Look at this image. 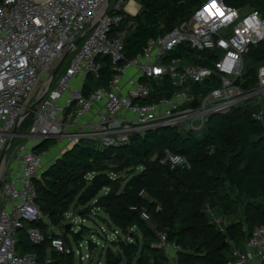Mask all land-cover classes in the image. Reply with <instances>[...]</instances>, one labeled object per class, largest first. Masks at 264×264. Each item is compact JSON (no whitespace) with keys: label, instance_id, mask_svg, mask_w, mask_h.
Instances as JSON below:
<instances>
[{"label":"built area","instance_id":"obj_1","mask_svg":"<svg viewBox=\"0 0 264 264\" xmlns=\"http://www.w3.org/2000/svg\"><path fill=\"white\" fill-rule=\"evenodd\" d=\"M129 1L0 0V157L6 149L0 185V264H55L48 251L40 259L36 252L17 250L23 227L30 241L44 238L28 221L50 223L36 202L33 182L43 168V152L34 149L42 140L65 138L69 145L85 141L107 147L166 126L201 136L210 115L245 102L264 126V63L257 67L255 86L245 87L241 79L244 54L264 39V19L255 9L202 0L188 18L149 37L140 51L127 57L124 38L131 23L119 26L127 14L139 10L136 2L135 10H129ZM67 56L68 64L52 77L51 62L63 63ZM105 56L111 72L105 84H96ZM42 71L48 72L45 79ZM205 80L215 84L208 87ZM36 84L40 87L33 93ZM27 110L32 117L24 130L20 125ZM161 161L171 168L190 166L184 154L167 149ZM140 215L149 220L145 210ZM100 232L109 241L104 226ZM111 232L110 242L120 236L117 228ZM166 235L160 232L154 245L179 264L180 247ZM89 239L98 244L88 238L87 248ZM49 240V251H73L61 233ZM83 240L76 242L79 248ZM230 252L226 264H264V224L256 226L242 245L232 244ZM79 253L81 260L90 257Z\"/></svg>","mask_w":264,"mask_h":264},{"label":"trees","instance_id":"obj_2","mask_svg":"<svg viewBox=\"0 0 264 264\" xmlns=\"http://www.w3.org/2000/svg\"><path fill=\"white\" fill-rule=\"evenodd\" d=\"M136 14H127L119 28L126 26L124 51L133 56L149 37L164 34L188 18L202 0H135ZM235 7L249 6L264 19V0H225ZM96 84H105L111 72L107 56ZM249 60V62H247ZM206 63V62H205ZM264 63V39L252 44L244 54L243 86L257 83V67ZM210 87V80H205ZM254 107L241 103L225 113H214L206 121L204 133L180 132L166 126L133 134L120 145L97 147L90 142L74 143L63 149L40 174L34 177L36 202L47 216L28 221L44 235L39 243L30 241L25 228L19 229L17 250L47 253L49 237L57 226L66 244L83 239L87 226L66 228L67 214L83 219L99 217L120 236L107 245L105 264H166L164 250L154 245L158 234L177 243L179 264H226L231 245H242L253 229L264 224V126L252 116ZM32 112L20 126L27 127ZM56 140L39 142L42 153ZM184 154L190 166L171 168L161 159L164 152ZM124 173V174H123ZM232 188V191L230 190ZM143 190L144 194H141ZM230 215L220 227L207 209ZM241 208V217L235 212ZM149 220L141 218V211ZM129 235L123 239L121 235ZM95 243L89 239V248ZM53 257L58 255L52 251ZM60 261L73 264V251L59 254Z\"/></svg>","mask_w":264,"mask_h":264},{"label":"rangeland","instance_id":"obj_3","mask_svg":"<svg viewBox=\"0 0 264 264\" xmlns=\"http://www.w3.org/2000/svg\"><path fill=\"white\" fill-rule=\"evenodd\" d=\"M70 56H67L65 58V60L63 61V63L61 64L59 71H61L63 69V67L68 64ZM247 62H249V60H247ZM58 63V60H53L51 62V66H53V68L56 67ZM48 76V72L42 71L41 72V78L45 79ZM40 87L39 84H36L33 93L37 92L38 88ZM124 116H130L129 114L124 113ZM21 129H26V127L21 126ZM65 138H59V139H55V143H52L50 147L47 148L46 151L43 152L42 155V160H44V158H49L51 157V155H53L55 158L57 155L60 154V151H57L55 149L59 148L58 146L64 141ZM18 140V138H15V142ZM97 147H100L99 145H97ZM101 148V147H100ZM124 174V173H123ZM207 212L209 213V215L211 217H214L215 219H219L220 223L224 224V217L223 214L217 210V209H207ZM235 217H241V208H238V211L235 212ZM67 218L68 221L70 222V224L72 225V229L74 231H77L80 228V224H83L85 226L88 227V229L83 231V245L81 246V248L78 247L77 243L72 240L71 238V247L73 250V264H98V262H100V264H103V262H105V256H104V250L106 248L107 245H110L114 250H117V247L114 245H111L110 242V237H111V228L107 225L106 222H104L102 219H100L99 217H94V219L89 218V219H85L83 222L81 221V217L78 216L77 214H75V212H70L67 214ZM104 226L106 228V235H108L109 237V241L105 239V236L103 234H101L100 232V227ZM88 238H92L95 241H98V244L95 245L94 249H89L87 248V243L85 242L86 239ZM79 250L81 251V254L83 256H85L87 253L90 254V257H84L82 260L80 259V253Z\"/></svg>","mask_w":264,"mask_h":264},{"label":"crops","instance_id":"obj_4","mask_svg":"<svg viewBox=\"0 0 264 264\" xmlns=\"http://www.w3.org/2000/svg\"><path fill=\"white\" fill-rule=\"evenodd\" d=\"M130 1H132V0H130ZM129 1V2H130ZM133 1H135V0H133ZM138 5H139V3L137 2V1H135ZM139 7H140V5H139ZM55 143V142H54ZM69 146V144H68V142H67V140L66 139H64V141L58 146L59 148H57V149H55V150H57V151H60V153L62 152V150L63 149H65V148H67ZM7 156H8V154H6ZM54 156L53 155H51V157H49L48 159L47 158H44V160H42V163H43V167L46 165V164H49V162L50 161H52L54 158H53ZM223 217H224V224L223 223H221L222 224V226H225V224L229 221V220H231L230 219V215H223ZM53 230L56 232V233H60V231H63L61 228H59V227H57V226H53ZM47 251L52 255V251H49L48 249H47ZM59 255V254H58ZM58 255H56V256H54L53 257V255H52V257L54 258V262H55V264H67L66 263V261H65V258H64V262H61L60 261V258H61V256H58ZM175 256H172V259H168V257H167V263L166 264H174L175 262H174V258ZM62 259V258H61ZM252 264H263L262 262H257V263H252Z\"/></svg>","mask_w":264,"mask_h":264},{"label":"water","instance_id":"obj_5","mask_svg":"<svg viewBox=\"0 0 264 264\" xmlns=\"http://www.w3.org/2000/svg\"><path fill=\"white\" fill-rule=\"evenodd\" d=\"M81 37H79L78 39H76V41L74 42V44H77V42L80 40ZM61 61L57 64V66L54 68L53 70V74L52 77L56 74L57 70L59 69L60 65H61ZM193 104H196L198 101L196 99L193 100ZM30 112V110H27L24 114V116H26L28 113ZM6 149L3 151L1 157H0V185L2 183L3 177H4V167L2 165V159L5 155ZM230 190L232 191V188L230 187ZM71 227L70 223H66V228L69 229Z\"/></svg>","mask_w":264,"mask_h":264},{"label":"bare ground","instance_id":"obj_6","mask_svg":"<svg viewBox=\"0 0 264 264\" xmlns=\"http://www.w3.org/2000/svg\"><path fill=\"white\" fill-rule=\"evenodd\" d=\"M137 4L135 3V1H130L129 3H128V5H127V7H128V9L129 10H131V11H133V10H135V6H136Z\"/></svg>","mask_w":264,"mask_h":264},{"label":"snow or ice","instance_id":"obj_7","mask_svg":"<svg viewBox=\"0 0 264 264\" xmlns=\"http://www.w3.org/2000/svg\"><path fill=\"white\" fill-rule=\"evenodd\" d=\"M213 7H215V3H213V5H212ZM207 10V9H206Z\"/></svg>","mask_w":264,"mask_h":264}]
</instances>
